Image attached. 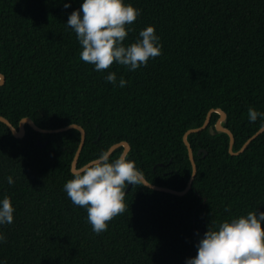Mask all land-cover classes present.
I'll return each mask as SVG.
<instances>
[{"label": "trees", "instance_id": "16d2710c", "mask_svg": "<svg viewBox=\"0 0 264 264\" xmlns=\"http://www.w3.org/2000/svg\"><path fill=\"white\" fill-rule=\"evenodd\" d=\"M82 3L0 0V116L15 129L24 117L43 129L82 127L76 168L125 141L124 157L149 183L180 191L192 170L182 137L209 114L205 129L186 135L191 188L176 196L130 185L128 211L97 235L64 191L79 131L24 124L16 138L0 122V201L14 208L13 222L0 225V264H186L207 230L264 212V131L238 154L226 133L208 131L223 111L236 152L264 125L247 115L250 107L264 114V0H124L140 15L123 45L153 26L162 54L135 71L114 63L101 72L80 59L66 26ZM111 72L116 85L106 81Z\"/></svg>", "mask_w": 264, "mask_h": 264}, {"label": "clouds", "instance_id": "9594fccd", "mask_svg": "<svg viewBox=\"0 0 264 264\" xmlns=\"http://www.w3.org/2000/svg\"><path fill=\"white\" fill-rule=\"evenodd\" d=\"M139 15L140 11L126 5L124 0H83L81 8L69 16L66 26L75 33L82 48L80 59L94 65L95 71L108 70L114 63L135 71L162 54L153 26L140 31L141 39L137 42L127 47L123 45L130 31L127 26ZM106 81L116 85V74L109 73ZM125 85L126 81L121 78L119 87ZM247 115L250 122L264 116L253 107L248 109ZM142 178L143 173L134 161L124 156L110 160L105 152L76 170L73 178L65 183L64 191L74 205L86 208L88 222L98 235L107 230L116 216L128 211L125 189L128 185L143 186ZM8 183H13L11 176ZM13 212L10 198L5 197L0 201V225H10ZM261 221H264V212L259 216L249 212L230 222H222L217 230H207L199 240L196 256L186 264H264ZM5 240L0 234V242Z\"/></svg>", "mask_w": 264, "mask_h": 264}, {"label": "water", "instance_id": "95a60500", "mask_svg": "<svg viewBox=\"0 0 264 264\" xmlns=\"http://www.w3.org/2000/svg\"><path fill=\"white\" fill-rule=\"evenodd\" d=\"M4 81V77L2 74H0V84H2ZM219 117L218 119L216 120L215 124H214V127H209L208 128V131L209 133H213L214 130L216 131H220V132H224L228 135V152L230 154H238V153H241L245 147L249 144L250 141H252L254 138H256L261 132L264 131V125H262L259 129H257L251 136H249L246 141L242 144V146L240 147V149H238L236 152L232 151V144H233V136L231 134V132L226 129L224 126H222V122L225 120V113L221 110H216ZM208 119H209V114H207L204 122L202 123L201 126L197 127V128H192V129H189L185 132V134L183 135L182 137V140H183V143L186 145L187 147V154H188V158H189V161L191 163V175L186 183V186L184 187V189L178 191V190H174V189H170V188H166V187H162V186H158V185H154L152 183H149L144 177L142 178V184H144V186L148 187V188H151L153 190H156V191H162V192H166V193H170V194H173V195H176V196H183L184 194H186L189 189L191 188V183H192V179H193V176L195 174V171H196V167H195V163H194V160H193V155H192V150L191 148L189 147V144L188 142L186 141V135L191 133V132H196V131H199V130H203L207 127L208 125ZM0 122L4 123L10 130V132L12 133V135L16 138H21L24 134V124H27L29 125L33 130L39 132V133H58V132H62V131H65L67 129H70V128H74V129H77L79 131V134H80V140H79V143H78V146H77V149L74 153V156H73V159H72V162H71V166H70V169H71V172L74 173L76 170L80 169V168H76V162H77V158H78V155L80 153V150L82 148V145L84 143V137H85V133H84V130L82 129V127H80L79 125H76V124H70V125H67V126H64V127H60V128H56V129H43V128H40L38 126H36L33 121L30 119V118H27V117H24L22 118L19 123H18V128L15 129L12 124H10V122L0 116ZM38 143V142H37ZM38 145L40 147H43L45 145V143H42V144H39ZM121 146L123 149H122V152L120 154V157L121 156H125V154L128 152L129 150V144L125 141H122V142H119V143H115V144H112L106 151V153L109 154L114 150L116 149L117 147ZM95 160V159H94ZM93 161V160H92ZM91 162V161H89ZM88 162V163H89ZM130 188V185H128L125 189V193L128 191V189Z\"/></svg>", "mask_w": 264, "mask_h": 264}]
</instances>
